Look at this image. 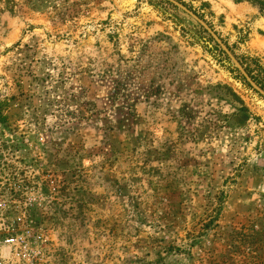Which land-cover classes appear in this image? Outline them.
I'll use <instances>...</instances> for the list:
<instances>
[{"label":"rangeland","instance_id":"rangeland-1","mask_svg":"<svg viewBox=\"0 0 264 264\" xmlns=\"http://www.w3.org/2000/svg\"><path fill=\"white\" fill-rule=\"evenodd\" d=\"M177 1L264 90L259 7ZM0 115L34 264H264V97L169 1L0 0Z\"/></svg>","mask_w":264,"mask_h":264},{"label":"built area","instance_id":"built-area-1","mask_svg":"<svg viewBox=\"0 0 264 264\" xmlns=\"http://www.w3.org/2000/svg\"><path fill=\"white\" fill-rule=\"evenodd\" d=\"M0 149V264H34L31 247L37 239L33 208L42 207L46 185L31 164L11 161Z\"/></svg>","mask_w":264,"mask_h":264},{"label":"water","instance_id":"water-1","mask_svg":"<svg viewBox=\"0 0 264 264\" xmlns=\"http://www.w3.org/2000/svg\"><path fill=\"white\" fill-rule=\"evenodd\" d=\"M176 7H178L180 10L188 14L192 19H194L197 23H199L206 31L207 33L212 37V39L217 43V45L222 49V51L225 53V55L228 57L230 62L234 65V67L237 69L240 76L243 77L244 81L251 86L255 91H257L262 97H264V90L256 84V82L251 78V76L247 73L245 68L241 65V63L236 59V57L232 54V52L229 50V48L223 43V41L220 39V37L215 33V31L198 15H196L192 10H190L188 7L183 5L181 2L177 0H167Z\"/></svg>","mask_w":264,"mask_h":264},{"label":"trees","instance_id":"trees-1","mask_svg":"<svg viewBox=\"0 0 264 264\" xmlns=\"http://www.w3.org/2000/svg\"><path fill=\"white\" fill-rule=\"evenodd\" d=\"M234 2H241V1H248L254 5H257L261 11V13L264 14V0H233ZM264 87V85H263ZM0 119H3L0 115Z\"/></svg>","mask_w":264,"mask_h":264}]
</instances>
